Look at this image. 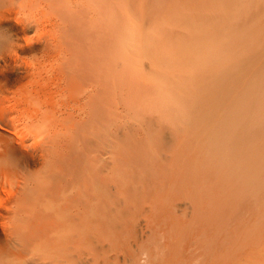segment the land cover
<instances>
[{
    "label": "bare ground",
    "instance_id": "1",
    "mask_svg": "<svg viewBox=\"0 0 264 264\" xmlns=\"http://www.w3.org/2000/svg\"><path fill=\"white\" fill-rule=\"evenodd\" d=\"M164 24L151 33L132 29L127 0L117 6L107 0H0V264H263L262 251L259 258L255 251L253 259L244 257L239 248L228 255L222 243L202 239L209 236L208 225L222 215V201L211 198L214 185L199 176L205 168L201 154L224 163L231 150L222 141L213 148L206 140L193 144L185 136L170 155L169 151L160 155L161 144L175 138L149 135L134 147L133 160L123 159L124 172L117 185L111 170L106 171V181L98 179L90 162L94 160L93 141L85 132L92 127L100 100L111 111L115 64L122 66L124 80L129 66L138 68L143 60L157 72L163 71L153 77L161 88L160 103L173 105L180 122L207 114L204 104L210 96L204 89L196 91L201 89L197 76L211 65L217 81H223L218 75L226 62L223 53H228L223 43L228 38L237 42L236 34L227 28L220 35L209 33L203 23L198 29L201 37L190 38L188 43L177 38L167 45L158 38L165 32ZM115 34L120 53L110 50ZM95 36L106 40V53H83L85 42ZM136 47L141 53H130ZM232 52L236 53L234 48ZM161 53L163 70L155 61ZM50 72L60 97L81 103L77 111L51 113V88L45 78ZM100 84L104 86L102 98ZM186 89L203 108L199 103L186 104ZM221 114L223 121L225 112ZM106 130L105 153L109 154L111 127ZM209 138L208 142L213 141ZM250 149L246 150L247 171L251 172ZM159 158L167 163L161 164ZM183 189L190 193V201L177 202L170 193ZM224 190L230 197L231 189ZM147 195L151 198L145 205L142 197ZM184 205L192 210L179 208ZM205 208L213 214L204 213ZM132 209L136 215L127 216ZM180 211L182 217L177 215ZM141 214L146 232L137 228ZM125 230L134 233L135 244L119 254L114 242ZM158 231H163V241L156 238ZM191 236L196 244L187 243Z\"/></svg>",
    "mask_w": 264,
    "mask_h": 264
},
{
    "label": "rangeland",
    "instance_id": "2",
    "mask_svg": "<svg viewBox=\"0 0 264 264\" xmlns=\"http://www.w3.org/2000/svg\"><path fill=\"white\" fill-rule=\"evenodd\" d=\"M107 1L117 6L120 0ZM127 4L129 24L132 29L151 33L159 25L166 24L163 25L165 32L158 36L161 44L166 42L167 45H172L177 38L188 43L190 38L201 37L202 34L198 29L203 27L201 25L203 23L209 33L213 32L216 35L221 34V29L227 28L229 32L236 34L237 42L228 38L223 43V48L226 46L228 53H223L226 58L225 66L221 68V72H218L219 76H223H221L222 82L217 81L215 67L211 65L204 67L198 74L197 80L198 84L201 83V89L196 91L199 93L204 89L207 91L204 93L210 96L207 100L209 103L204 104L207 114H201V117L196 116L193 119L191 118L193 113H191V119L184 123L175 117L176 108L173 105L165 107L160 103L161 88L159 82L154 81L153 77H158L163 71L157 72L155 66L143 60V62L140 61L141 66L138 68L129 66L124 80L120 77L123 74L122 66L115 64L113 73L115 79L111 88V111L107 110L105 101L100 100V109L98 108L93 115L90 124L92 127L89 128V132H85L93 141L94 160L90 159V162L96 168L97 178L106 181V171L111 170L116 180L114 184L117 185L124 172L123 159L133 160L137 155V152L133 150L134 147L136 144L142 145L149 135L175 138V141H165L161 144L158 148L160 155L167 151L170 155L172 148L177 146L180 138L185 136L193 141V144H199V139L201 142L206 140L205 144L213 148H217L222 141L223 145L231 150V156L225 157L224 163L221 164L220 160L210 161L208 153L201 154L205 168L199 176L214 185L211 198L222 201L220 207L222 215L212 224H207L210 227L209 236L202 239L222 243L224 248L227 247L225 249L228 255L231 254L232 249L239 248L244 257L253 259L256 251V257L259 258L258 256L262 255V260L259 259L264 264V0H127ZM85 44L87 50L83 53H106L107 43L101 36L92 37ZM109 45L112 53H120L116 34L111 37ZM156 47L158 49V43ZM136 48L130 53H141L140 47ZM233 48L236 53L232 52ZM236 48L240 49V52H237ZM42 54L36 53V55ZM188 54L186 53L183 58L185 64L188 62ZM160 55L155 61L156 65L163 70L164 53ZM210 55L214 57L213 53ZM90 58L89 56L88 60ZM45 78L51 88L49 100L51 113L54 115L58 112L61 115L77 111L81 103L72 98L60 97V91L52 73L45 75ZM99 89V95L102 98L104 86L100 84ZM191 93L193 92L186 89L184 95L186 104L191 106L193 103H199L203 108V103L195 101ZM215 97L218 100L212 101ZM220 111L225 112L223 121L220 119L223 115ZM138 116L140 117L137 118ZM108 126L111 127L113 147L111 153L106 154V127ZM211 131L218 133L212 134ZM220 132L222 136L217 137L216 134H221ZM209 137L213 141L208 142ZM249 147H251L254 166L251 172L249 169L247 171L249 153L246 149ZM106 160L110 163L108 164ZM158 161H161V164L167 163L160 158ZM242 162L244 163L241 164ZM247 175L252 178L250 181ZM226 188L231 189L230 197L226 195L224 190ZM195 192L197 191H193ZM170 194L176 198L177 202L190 201L188 198L191 195L187 190L172 191ZM150 198V195L142 197L145 205H148L147 201ZM129 202L133 208L135 202L132 195ZM185 206H179V208L192 210ZM134 210L132 209L127 216L131 214L135 216ZM203 212L207 215L213 214L211 208H205ZM177 215L182 217V211ZM139 218L141 223H137L138 230L148 231L144 214H141ZM203 230L204 226L201 224L200 232ZM125 231L114 242L115 250L119 254H122L124 250H130L131 244H135L134 233ZM162 234L163 231H158L156 238L160 237L163 241ZM187 243L196 244V238L191 236ZM261 251L259 255L258 252ZM248 253H250L249 256H247Z\"/></svg>",
    "mask_w": 264,
    "mask_h": 264
}]
</instances>
